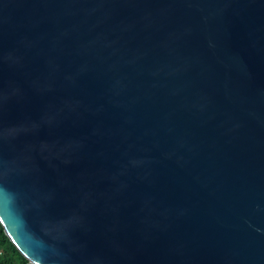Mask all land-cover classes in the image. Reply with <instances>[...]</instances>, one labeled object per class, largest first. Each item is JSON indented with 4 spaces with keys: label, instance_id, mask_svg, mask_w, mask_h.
Segmentation results:
<instances>
[{
    "label": "water",
    "instance_id": "water-1",
    "mask_svg": "<svg viewBox=\"0 0 264 264\" xmlns=\"http://www.w3.org/2000/svg\"><path fill=\"white\" fill-rule=\"evenodd\" d=\"M0 221L33 264H264V0H0Z\"/></svg>",
    "mask_w": 264,
    "mask_h": 264
},
{
    "label": "trees",
    "instance_id": "trees-1",
    "mask_svg": "<svg viewBox=\"0 0 264 264\" xmlns=\"http://www.w3.org/2000/svg\"><path fill=\"white\" fill-rule=\"evenodd\" d=\"M0 264H33L16 247L0 221Z\"/></svg>",
    "mask_w": 264,
    "mask_h": 264
}]
</instances>
